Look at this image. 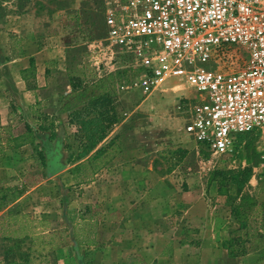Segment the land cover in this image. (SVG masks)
<instances>
[{"label": "rangeland", "instance_id": "374dc122", "mask_svg": "<svg viewBox=\"0 0 264 264\" xmlns=\"http://www.w3.org/2000/svg\"><path fill=\"white\" fill-rule=\"evenodd\" d=\"M55 10L64 13L62 19L49 21L42 16L53 13ZM104 10V0H78V2L77 0H0V198L4 194H7L8 198L12 195L13 192L6 191V189H13V191L18 189L21 191L17 199L19 200L23 194L35 188L37 195L31 198L30 202L36 207H43L42 213L45 211L49 217L45 220L49 224L41 228L39 221L44 220H40L39 216L26 214L30 219L36 218L34 221L39 222L36 225V232H41L34 237L31 243L26 237V245L30 246V264H50L56 258L55 252L60 247L57 243L63 241L62 243L67 244L69 242L63 237H67L68 226L77 218L75 211L78 204H75L71 194L67 193L71 192L74 186L70 178L67 181L60 180L61 189L57 180H53L55 175L46 176L47 166H41V156H44L46 163L48 161L47 156L50 149L48 146L51 142H54V146L50 149L53 156L57 151H65V146L70 145L68 151H65L68 155V167H65L66 170L64 168L57 172L66 171L65 173L71 174L78 171L85 173L86 176L89 175L88 173L104 168L109 160L111 162L127 148L129 153H137L144 148L145 157H153L154 167L162 171L167 166L165 160L173 151L172 148L184 144L181 141V137L184 136L182 114L177 110L181 100L177 92L166 87L163 88V93L155 91L146 94L142 90L122 92L118 89L117 99L121 110L118 109L119 122L113 129L121 123L122 126L113 137L114 145L100 159L83 164L84 169L72 167L78 161L76 153L79 141L76 135H73L71 126L67 125L65 114L61 115L59 111L80 108L81 103L86 101L87 97L99 93L100 89L95 84L99 79L112 76L121 85L122 81L129 77L124 69L100 65L101 60L95 45L104 37ZM47 30L51 34H45ZM28 38L38 46L39 50L41 46L47 44L50 38H56L65 50L61 56V62L53 60L48 67L41 69L44 73L41 75L43 79L40 82H29L31 90L27 87L25 89L29 91L30 99L23 101L22 105L15 96L17 92L15 82L20 72L14 66L13 61L23 56L22 47ZM236 57L225 59L224 61L227 62L224 63L225 66L228 67L231 61L234 63ZM124 58L119 53L120 63ZM71 77H78L87 86L84 96L74 98L66 95L69 92ZM42 98L44 99L41 100ZM176 98L179 100L177 105L175 104L177 103ZM26 126L32 129L31 137H26ZM41 128H47L48 132H41L39 130ZM50 135H54V140H47ZM19 136H25V140L21 139L25 147L13 149V146L18 144L13 140ZM36 139L44 140L47 146L41 148L39 144H35ZM119 143L122 144V148ZM197 149L199 153L204 152L198 146ZM194 154L196 160V151ZM203 154L205 155V152ZM194 159H192L193 162H195ZM194 164L191 165L193 169L197 166ZM8 165L10 168H7ZM248 165L251 168L255 167L256 161L250 160ZM6 170L15 173L10 181L3 178ZM214 170L216 169L210 168L206 163V172L213 174ZM85 179L81 180L84 185L93 183L88 181L87 177ZM41 182L47 183V186H43V190H39L42 186ZM99 194L101 195V190ZM244 194L252 198L256 206L249 209L240 198L228 199L229 207L232 203L242 205L248 216V227L245 230H239L238 222L232 214L230 215L235 226L232 234L244 239L247 253L257 257L255 264H264V187L258 178L252 180L250 177ZM12 204L2 203L0 200V218L8 213L19 215L23 212L20 204L17 206H12ZM207 205L212 210H216L218 206L217 203L208 199ZM64 207L65 212H62ZM95 212L98 213V209ZM179 214L181 213L177 211L174 216L180 218ZM174 216L172 218L175 219ZM96 218L99 219V216L97 215ZM81 229L83 230L79 231L80 237L82 241H85L86 237L82 232H87L88 228ZM5 244L0 228V264ZM69 256L72 258H66L68 260L66 264H91L90 253L84 249L83 245L73 246ZM123 262L124 264L130 263L126 259Z\"/></svg>", "mask_w": 264, "mask_h": 264}, {"label": "built area", "instance_id": "2783aa9c", "mask_svg": "<svg viewBox=\"0 0 264 264\" xmlns=\"http://www.w3.org/2000/svg\"><path fill=\"white\" fill-rule=\"evenodd\" d=\"M104 4L95 48L100 65L128 73L120 91L177 92L183 134L208 154L210 168L238 169L251 135L253 176L264 187V0Z\"/></svg>", "mask_w": 264, "mask_h": 264}, {"label": "crops", "instance_id": "0c3cea01", "mask_svg": "<svg viewBox=\"0 0 264 264\" xmlns=\"http://www.w3.org/2000/svg\"><path fill=\"white\" fill-rule=\"evenodd\" d=\"M63 14L62 11L55 10L53 13L42 16L52 21L62 19ZM33 17L35 18V14ZM45 34L51 33L47 30ZM58 41L56 38H50L39 50L38 46L28 38L22 47L23 56L13 61L14 66L19 72L25 70L29 67V59L33 58L36 69L35 82H40L43 79L41 75L44 73L42 68L44 70L53 63V60L61 62L65 47H62ZM15 83L17 89L15 96L23 105V101L30 99L29 91L25 89L26 85L19 74ZM70 91L69 88L66 95H69ZM175 102L177 105L179 100L176 98ZM59 113L65 114V118L69 121V110H62ZM121 126L122 123L115 127L96 150L106 146L116 136ZM71 128L73 135H77V128L75 126ZM181 139L184 144L172 148L173 151L165 160L167 166L162 171L154 167L153 157H145L144 148H139L141 150L137 153H129L127 148L119 156L111 159V162L109 160V164L103 166L104 168L88 173L87 176L78 171L71 174L65 173L66 171L57 172L68 167V155L64 150L55 152V157L51 155L50 149L54 146V142H51L48 146L50 149L47 156L46 176L55 175L53 180H57L61 189L60 180L67 181L70 178L74 186L71 192L67 193L71 194V198L78 206L76 205L75 211L77 218L69 226L67 225V237H63L69 242L57 243L60 247L55 252L56 258L50 264L68 263L66 258H74L69 254L72 253L75 245H83L84 249L90 253L91 264H124L125 259L130 261L129 264H178L177 262L182 264H255L257 257L254 255L247 253L243 257L230 258L228 251L223 248L229 236H234L232 230L235 226L233 218L230 217L231 208L228 205V197L236 198L237 188L229 186L227 194L219 193V181L213 178L210 172L205 171L207 159L199 153L197 145L192 140L185 135ZM35 144H39L41 148L47 146L41 139H36ZM23 147L25 146L19 149ZM177 150L186 151V156L176 165L174 153ZM195 151L196 160L194 159ZM93 153L94 151L76 161L72 167L84 169L83 164L92 161L90 159ZM250 160L257 162L254 154L251 159L243 157L239 160V168L231 171L249 167ZM193 163L197 165L195 169L191 167ZM7 168H10V165ZM3 174H5L3 178H7V181L15 176V173L10 170H6ZM85 177L93 183L84 185L81 180H86ZM251 179H256L253 176V167ZM41 184L39 190L47 186L46 182ZM35 190L34 188L23 194L12 206L20 204L23 207V214H32L39 216L40 220H47L49 217L45 211L42 213L43 207H36L30 202V199L37 195ZM207 199L218 204L216 210L209 208ZM65 209L64 207L62 212H65ZM96 209L98 213L95 212ZM177 211L181 213L180 218L174 216ZM97 215L99 219L96 218ZM31 219L36 220L35 217ZM83 227L88 228L87 232H82L85 234V241H82L80 237Z\"/></svg>", "mask_w": 264, "mask_h": 264}, {"label": "trees", "instance_id": "16d2710c", "mask_svg": "<svg viewBox=\"0 0 264 264\" xmlns=\"http://www.w3.org/2000/svg\"><path fill=\"white\" fill-rule=\"evenodd\" d=\"M36 69L34 59H29V67L25 70L20 71V77L25 83L28 90H31L29 82L35 81ZM112 76L104 77L99 79L95 84L100 89L99 93L90 95L86 98V101L81 103L80 108H73L69 111V125L77 128V140L79 145L76 153V160H80L91 155V159L96 161L107 153V150L114 145L115 139H111L109 143L96 150L97 146L102 143L114 126L119 122L118 109L120 105L117 99V92L120 88L118 82L114 80ZM117 86L115 87V85ZM69 87L71 89L69 96L77 98L82 97L86 93L87 86L78 77H71L69 80ZM121 110V109H120ZM41 132H48L47 128L39 129ZM26 137H31L32 129L29 126L25 127ZM25 136L16 137L13 141L17 142L13 149H19L24 146ZM49 141L54 140V135H50L47 139ZM21 141V142H20ZM247 141V158L251 159L254 154L253 143L254 139L251 135L246 136ZM32 142V138H31ZM49 148V147H48ZM70 145L65 146V151H68ZM202 154L204 152L200 151ZM186 156V151L177 150L174 153L176 158V165L179 164ZM204 158H208V154H203ZM41 166H47L44 161V156H41ZM49 168V166H48ZM49 170V169H48ZM50 171V170H49ZM252 173V168L247 167L235 171L219 170L213 171V178L219 181L218 192L221 194H227L229 186H235L237 188L236 198H240L246 207L251 209L255 207V201L244 194L245 186L247 185ZM6 191L13 192L10 197L7 194L1 196L0 200L2 203H14L21 194L18 189H6ZM229 200L232 199L228 197ZM244 207V206H243ZM242 205L231 204V214L234 219L238 222V229L245 230L248 227L247 219L244 208ZM41 228H44L49 223L48 221H39ZM30 219L28 215L20 213H8L0 218V228L3 241L6 242L4 246L3 258L1 264H30V246L26 245V237L29 238L30 243L34 240V237L41 232L37 231V224ZM4 225H6L4 227ZM45 232V231H43ZM42 232V233H43ZM246 242L239 236H233L223 244V248L228 251L230 258L243 257L247 254L245 248ZM25 245V247H24Z\"/></svg>", "mask_w": 264, "mask_h": 264}]
</instances>
